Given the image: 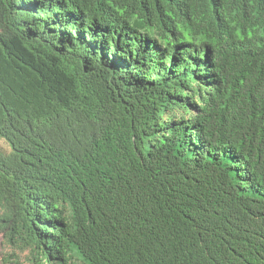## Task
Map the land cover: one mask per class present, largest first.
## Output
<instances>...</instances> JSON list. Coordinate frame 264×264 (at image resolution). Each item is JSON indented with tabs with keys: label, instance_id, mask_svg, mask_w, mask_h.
I'll return each mask as SVG.
<instances>
[{
	"label": "trees",
	"instance_id": "trees-1",
	"mask_svg": "<svg viewBox=\"0 0 264 264\" xmlns=\"http://www.w3.org/2000/svg\"><path fill=\"white\" fill-rule=\"evenodd\" d=\"M0 142L11 259L264 264V0H0Z\"/></svg>",
	"mask_w": 264,
	"mask_h": 264
},
{
	"label": "rangeland",
	"instance_id": "rangeland-1",
	"mask_svg": "<svg viewBox=\"0 0 264 264\" xmlns=\"http://www.w3.org/2000/svg\"><path fill=\"white\" fill-rule=\"evenodd\" d=\"M2 145L3 142H0V146ZM10 253L11 252L3 243V240L0 236V264H14L15 262H19L20 264H30L28 252L16 253L14 256H12V259L10 256H8ZM4 260L6 263H4Z\"/></svg>",
	"mask_w": 264,
	"mask_h": 264
}]
</instances>
